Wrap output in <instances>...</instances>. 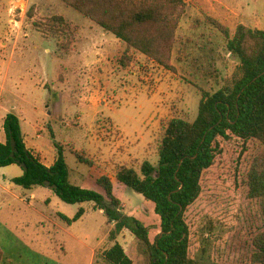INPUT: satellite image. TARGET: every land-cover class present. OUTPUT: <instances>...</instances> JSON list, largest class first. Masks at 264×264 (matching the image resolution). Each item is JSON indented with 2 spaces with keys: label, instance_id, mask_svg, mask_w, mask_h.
<instances>
[{
  "label": "rangeland",
  "instance_id": "1",
  "mask_svg": "<svg viewBox=\"0 0 264 264\" xmlns=\"http://www.w3.org/2000/svg\"><path fill=\"white\" fill-rule=\"evenodd\" d=\"M187 3L173 52L174 70L168 71L131 53L129 66L122 68L125 46L59 0H0V140L4 142L5 116L14 114L24 142L41 161L51 162L46 155L57 158L56 144L64 149L73 186L102 194L96 180L108 176L124 203L123 215L150 227L151 237L159 228L152 205L119 184L116 170L126 166L139 172L144 161L156 166L166 123L172 118L193 121L200 89L216 90V81L234 71L237 61L204 16L230 34L239 24L264 30V0ZM55 15L68 25L67 35L58 41L44 38L33 26L45 30L47 19ZM71 151L83 154L92 166L79 163ZM258 151L252 144L249 155ZM21 175L16 165L0 168L2 264H88L92 250L110 248L113 224L102 211L91 203H63L46 187L23 190L10 181ZM245 196L243 183L234 181L231 172L207 176L200 197L185 214L190 255L198 264L230 263L237 231L259 226L243 214ZM80 208L84 215L77 222L67 226L59 220V215L72 219ZM54 223L78 241L61 238ZM47 233L53 244L51 258ZM60 238L66 243L64 252ZM117 242L133 264H148L146 248L128 231Z\"/></svg>",
  "mask_w": 264,
  "mask_h": 264
},
{
  "label": "trees",
  "instance_id": "2",
  "mask_svg": "<svg viewBox=\"0 0 264 264\" xmlns=\"http://www.w3.org/2000/svg\"><path fill=\"white\" fill-rule=\"evenodd\" d=\"M59 1L125 46L119 60L122 68L129 66L131 53L165 70H174L172 60L178 31L190 6L185 0ZM204 22L223 37L226 52L238 63L234 71L216 81V90L200 89L193 121L172 118L166 123L156 166L144 161L139 172L121 166L114 176L118 183L152 205L159 223L158 233L153 237L150 227L123 215V204L108 176L96 180L102 194L73 186L63 148L54 144L57 158L46 167L26 148L19 119L7 114L3 120L5 141L0 142V168L16 165L22 170L21 176L11 180L12 184L23 190L49 188L69 205L91 203L94 210L102 211L107 222L113 224L108 234L113 244L98 255L104 264H133L117 242L123 231L143 244L148 264H198L190 255L191 231L185 214L200 197L207 176L216 172L220 175L231 172L234 181L243 183L246 190L243 214L259 223L252 231H237L228 256L231 262L217 264H264V30L239 24L230 34L211 17L204 16ZM46 23L45 30L33 25L44 38L58 41L67 35L68 25L63 17L55 15ZM252 144L258 145L259 151L249 155ZM72 154L79 163L92 166L83 154L76 151ZM83 215L80 208L72 219L62 215L59 218L69 226ZM2 258L0 248V264Z\"/></svg>",
  "mask_w": 264,
  "mask_h": 264
},
{
  "label": "crops",
  "instance_id": "3",
  "mask_svg": "<svg viewBox=\"0 0 264 264\" xmlns=\"http://www.w3.org/2000/svg\"><path fill=\"white\" fill-rule=\"evenodd\" d=\"M186 2L188 1V0H185ZM124 46V45H123ZM2 132V131H1ZM4 134V133H3ZM1 135H2V133H1ZM51 135H52V138L54 137L53 136V134L51 133ZM4 136V135H3ZM4 141H5V137H4ZM0 142H2L3 143V141H1L0 140ZM25 143V142H24ZM25 146H26V148L27 149H29V150H31L36 156H38L39 154L38 153H36V151H34V149H30L27 145H26V143H25ZM72 152V151H71ZM41 157V156H40ZM43 157V156H42ZM45 157H47L48 159H50L51 160V162L50 163H44L43 161H41L40 159V162L44 165V166H46V167H49V166H51L53 163H54V161L56 160V158L55 157H53V158H50V156H45ZM39 158V157H38ZM104 176V175H103ZM106 176V175H105ZM4 179H6L5 177H4ZM13 179V178H12ZM12 179H10V181L12 180ZM111 180V179H110ZM116 180V179H115ZM111 182H112V180H111ZM112 184H113V182H112ZM120 184V183H119ZM97 186V185H96ZM123 186V185H122ZM113 187H114V184H113ZM100 189V188H99ZM31 190V189H30ZM101 190V189H100ZM27 191H29V190H27ZM94 191V190H93ZM114 192H115V188H114ZM117 196V195H116ZM118 197V196H117ZM119 198V197H118ZM120 199V198H119ZM122 202V201H121ZM146 202V201H145ZM122 204H123V208H124V203L122 202ZM59 220H61L60 218H59ZM62 221V220H61ZM65 223V222H64ZM66 224V223H65ZM67 225V224H66ZM68 226V225H67ZM70 226V225H69ZM54 232L55 233H57V234H59L60 236H61V238L64 236L65 238L66 237H70L72 240H77L74 236H73V234H71L70 232H68V229L66 228V229H63L62 227H59L58 225H57V223H54ZM113 227V226H112ZM112 229V228H111ZM63 233V234H62ZM109 234V233H108ZM47 239H48V241H49V245H50V247L48 248L49 250H48V255H49V258H51L50 256H52V251H53V244H52V242L50 241L52 238L50 237V233H47V237H46ZM60 238V242H61V245H60V248H61V250L64 252V249H65V245H66V243H65V241H64V239H61ZM78 241V240H77ZM81 245H82V242L80 243ZM97 249L98 248H96L95 250H92L91 252H92V255H91V257H90V260H89V263L88 264H99V263H101V264H104V262L101 260V258H99V254H101L102 252H104L105 250H102V252L101 253H98L100 250H98V252H97ZM126 252V251H125ZM4 261V254H3V258H2V261H1V264H2V262ZM51 262H53V261H51ZM58 262V261H57ZM55 263V262H54ZM55 264H57V263H55ZM58 264H60V262L58 263Z\"/></svg>",
  "mask_w": 264,
  "mask_h": 264
}]
</instances>
